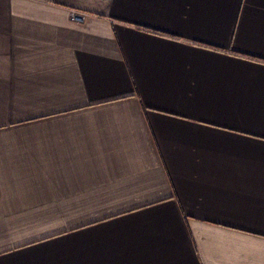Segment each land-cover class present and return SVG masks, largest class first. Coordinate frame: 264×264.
<instances>
[{"label": "crops", "instance_id": "crops-1", "mask_svg": "<svg viewBox=\"0 0 264 264\" xmlns=\"http://www.w3.org/2000/svg\"><path fill=\"white\" fill-rule=\"evenodd\" d=\"M0 264H264V0H0Z\"/></svg>", "mask_w": 264, "mask_h": 264}]
</instances>
